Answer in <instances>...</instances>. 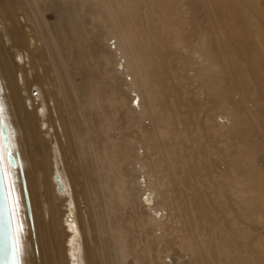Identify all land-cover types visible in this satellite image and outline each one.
Returning <instances> with one entry per match:
<instances>
[{
  "label": "bare ground",
  "instance_id": "obj_1",
  "mask_svg": "<svg viewBox=\"0 0 264 264\" xmlns=\"http://www.w3.org/2000/svg\"><path fill=\"white\" fill-rule=\"evenodd\" d=\"M74 1L0 0V125L3 123L6 127L15 165L9 162L1 130L0 163L19 264H69L64 245L66 235L61 225L66 215L61 208L64 201L68 203L66 220L72 233L71 256L75 258L71 263L83 264L79 250L75 255L72 247L82 239L74 221L72 204V199L81 191L93 210L94 218L92 220L90 216L89 220L98 237L94 240L100 244L97 243L100 247L98 255L89 246L84 247L87 264H113L104 235L102 213L95 198L97 188L107 197L103 177L110 173L115 175L117 184L124 187L128 201L137 206L139 219L148 224L147 235L153 237L151 245L157 249V257L150 259V264H165L166 254L175 245L187 255L182 264H198V259H201L200 264H264V235L260 232L261 236L248 238L251 227H238L235 233L227 232L229 226L226 224L225 234L215 230L214 235L209 236V241L215 245V257L207 261V254L206 258L204 256L207 252L204 250H208L206 245L197 243L189 230L179 226L200 228L202 221L198 220L205 219L206 215L204 191L194 190L196 188L190 184L192 175L184 171L177 173L175 185L170 177L173 166L167 165L169 158H166L167 162L161 159L162 152L168 148L165 145L168 139L162 137L168 128L165 123L170 122L172 113L173 121L178 123L179 118L175 117L180 115L181 98H186L182 93L188 92L180 82L191 80L195 85L194 92L198 93V101L191 103L192 107H203L206 127L210 132L214 131L215 136H225L228 140L224 141L228 152L218 158V163L222 167V176L235 181L228 180L230 189L236 186L233 194L242 210L239 215L246 221H262L264 228V142L260 145L257 136L262 134L264 140V0H105L102 3L109 5L118 21L99 15L106 28L98 34L95 45L84 43L90 30L80 20V4L76 8ZM86 1L89 0L81 2ZM141 4L144 7L160 5V9L156 8L158 11L152 10L153 13L149 9L157 15L168 6L172 9L171 14L181 18V21L170 20L174 23L181 24L184 19L187 24L196 23L197 29L189 35L190 41L181 33L185 29L183 25L177 29L167 22L169 15L163 17L173 30L171 35L164 31L171 38L167 44L161 43L159 37L165 33L161 28L158 30V23L154 27L159 34L152 31L151 24L132 32L127 25L120 29L122 14L135 15ZM50 8L57 14L52 23L45 16ZM169 44L188 47L191 53L182 61L172 58L168 53ZM90 58L94 60L93 71L89 67ZM177 69L180 77L175 80L173 74ZM172 80L174 85L170 86ZM33 86L38 92L32 91ZM104 89L106 94L102 92ZM130 91L133 94H129ZM72 99H76V104ZM135 99L136 104L132 105ZM92 102L101 113H105L102 106L107 102L117 116L128 118V126L137 136L124 151H120L118 141L114 144L101 137L99 126H102L97 125L99 112L95 116L84 113ZM169 102L170 114L166 113ZM163 110L167 115H163ZM220 117L222 120L218 119ZM110 123L113 122L107 124ZM199 123L196 124L200 126ZM199 126L197 130L203 135ZM225 127L227 129H223ZM168 129L171 132L170 126ZM179 131L181 133L175 134L176 140L180 136L185 140L187 129L184 131L181 126ZM61 135L66 138L63 143ZM105 135L109 137V132ZM78 138L85 142V150L94 159L92 165L82 158L77 161L75 143L79 142H76ZM182 151L180 146V153ZM213 171L209 173L214 177ZM209 177L213 179L205 173L196 178L197 181L205 180L207 187H213ZM214 182L213 185L219 186L214 187L221 189V184ZM77 184L81 185L78 191ZM184 196L192 211L202 209V212H180V199ZM159 209L164 213H158ZM105 213L112 240L119 245V224L113 220L112 212ZM237 219L232 221L233 226L240 223ZM203 222V229L205 225L210 227V220ZM175 231L183 232L175 236ZM206 233L209 235L207 230ZM251 243L252 257L250 251L240 249L248 248ZM231 249L236 255H232ZM116 264H123L119 256Z\"/></svg>",
  "mask_w": 264,
  "mask_h": 264
},
{
  "label": "rangeland",
  "instance_id": "obj_2",
  "mask_svg": "<svg viewBox=\"0 0 264 264\" xmlns=\"http://www.w3.org/2000/svg\"><path fill=\"white\" fill-rule=\"evenodd\" d=\"M81 1H84V0H75L74 5H76V8H77V5L80 4L78 7L79 11H80L79 12L80 20L82 21L83 25H86L90 30L86 35L87 38H86L84 43H86V44L87 43L88 44L93 43L95 45L96 40L98 38V34L101 31L105 30V28H106V26L103 23L102 18H100V16L103 14L105 16L104 19H108L110 21L114 20V22H116L118 20H115L116 16L113 17L112 13H114V15H115V12L109 8V5L107 3L105 5H104V3H102L105 0H92V1L89 0L86 2H81ZM107 5H108V7H107ZM149 6H152V7H149ZM158 6H160V5L156 4V7H153V5H148V6L145 5V7H144L143 4H141V7H137V8H139L138 12H136L135 15H132V16H130L127 12H124V14H122L123 16L121 15L122 16V19H121L122 22L120 23V29H122V30L125 29V26L127 25L128 30L130 32H132L136 29L141 30L146 25L149 26L151 24L152 31L157 33L154 25H156V23H158V25H159V26H157V28L159 27L158 30H160V28H161L163 32L167 31L168 32L167 34L171 35L173 33V30L170 29L171 27L163 21V19H164L163 17L167 16V15H169V16H167L168 17L167 22L169 24L171 23L170 25H172V28H177V27L180 28L181 27L180 25L184 26L183 28H185V29H182L183 31H181V33L183 34V37H185V38H186V36H188V38H189V35L192 32L194 33V31L197 29L195 27L196 23H192V21H191L187 24L188 21H186L185 19H184V21L181 22V24L172 22L173 20L174 21L175 20L181 21V18L177 17V15H175L173 13L171 14L172 9H169L168 6H164L163 10L161 11V13L159 15L152 14L153 13L152 10L158 11V9H156V8L160 9V7H158ZM144 8H146V9H144ZM149 9L151 10L152 13L150 12ZM87 11H89L90 13ZM56 15L57 14H56V11L54 8H50L45 14L46 19L50 23H52L56 20ZM127 16H130V17H127ZM123 17H124V19H123ZM131 17H135V18L132 21H129L131 19ZM136 17L139 20H137ZM135 19H136V21H135ZM170 20H172V21H170ZM163 25H165V27H164L165 29L166 28H168V29L165 30L163 28ZM170 31H172V32L170 33ZM164 33H165V36L163 35V36L159 37L162 41V42L161 41L160 42L167 44L171 41L170 40L171 38L166 34V32H164ZM145 34L146 33H144V35ZM157 34H159V33H157ZM112 40L109 41V43H111ZM94 41H95V43H94ZM187 41L189 42L190 38L187 39ZM171 45L172 44H169L167 47H169V50H168L169 56L171 55L172 58L174 57L175 59H177V60L179 59L182 61L183 58L184 59L186 58V55H190V53H191V50L188 47L185 48L184 46H181L180 44L178 46H176L174 44L172 46ZM90 60H91V62H90L89 67H90V70H92L95 67L94 62H93L94 60H93V58H90L89 61ZM172 61H173V59H172ZM173 77L175 80L180 77V70L179 69H177V71L173 74ZM128 79H129V77H127V80ZM77 80H79V78H77ZM191 82H192L191 80H189L188 83H185L184 80H182V82H180L182 85L184 84L183 87H185V90H187L188 92L184 93L181 90V92H183L182 93L184 96L183 98L186 97L187 99L185 98L184 100H182V98H181L182 106L179 107L180 115L178 117H175V118H179L178 123L176 124V122H177L176 120L173 121L174 113L171 112L172 109H171L170 102L168 103V106L166 107L167 111L166 110L162 111L164 116L167 115V114H165V111H166V113L171 112L172 114H171V118L169 120L170 122L165 123V126L168 124V126H167L168 128L170 126L171 132H168L169 129L167 128V129H165L166 132H164L162 134V137H165L168 139L165 142V145H167L168 148L162 152L161 159L164 162H167L166 158L167 157L169 158L167 165H168V167H170L169 165L173 166V169L170 172V177L175 182V185L178 183V176L179 175H177V173L180 174L181 172L184 171V172L192 175L193 179H190V184H191V186L193 185L196 188L194 190L199 191V192L201 190L204 191V193H202V194H205L203 201H205L204 204H206V206L203 204L204 205L203 207H205L206 215H205V219L199 218V220H198L199 222L202 221V222H200V228L197 230L196 228L192 227L191 225H188L185 228V227H183L184 226L183 224H180L179 226L183 230H189L194 235L197 243L200 242L199 244L202 246L206 245L208 250L207 249L204 250V251H207V252H205L204 256L206 258V254H207V261L208 260L212 261V260H214V257H215V256H213V254H215V250L213 249L215 245L212 244L208 238L210 235H214L215 230H217V231L222 230V232L225 234L226 231L231 232V233H235L236 228H238V227L242 228V229H246L248 227H251L252 231L250 230L248 232L247 236H248V238L249 237L254 238L256 236L258 237L260 235V232H261V235H264V233H263L264 228L261 225V224H263V223H261L262 221L261 222L258 220H252V221L247 220L246 221V219L242 218L239 215V213L242 212V210H241V207L238 203V199H237L236 195L233 194V190L235 189L236 186L232 187L230 189L228 180L233 181V182H235V181L232 180L230 177L226 178V177L222 176V173H221L222 167L218 163V158L221 155H223V153L227 154V152H228V150H225V147H224V145H225L224 141L226 142L228 140L225 139V136H223L222 138L215 136L214 131H211V132H213V133H211L210 129L208 127H206V123L204 124V122H203L204 121L203 116H204V111H205L203 107H197L196 105L194 107H192V104H194L195 102L198 101V99H197L198 93L194 92L195 85H193L194 82L193 83H191ZM169 85L170 86L174 85V81L173 80L170 81ZM31 89H33L32 91L38 92V90L35 86H33ZM102 92L105 93L107 91H106V89H104V90H102ZM129 94H133V91H130ZM186 95H188V96H186ZM169 96H170V93H169ZM75 100L72 99L71 101H73V103L76 104ZM195 100H197V101H195ZM103 104L106 107H104V105L103 106L101 105L103 107V108L102 107L101 108L103 109L102 112L104 110H106L105 113H101V110L100 109L98 110V108H97V106H95L94 102L89 104V108H86L84 110L85 111L84 113L87 116H90V115L95 116L97 114V112H99L97 115L100 116V117H98L100 119L98 121L99 123L97 122V125L100 124L102 126V128L99 126V128L102 129L101 137L105 138L106 141L107 140H109V142L111 141V143H114V144H115V141H118V142H116V144L118 143V145L124 146V147L118 146L120 151L121 150L124 151L125 148L127 147V145L129 146L136 139L137 133L135 132V130H133V128L128 126L129 121H128L127 117H125L124 115H119V114L117 116V113L114 112L113 107H111V105L109 103L103 102ZM111 104L113 106V103H111ZM131 104L135 105L136 99L133 100V102ZM60 109H61L62 115H64L65 109H64L63 104L60 105ZM75 110H77V108ZM137 110H138V108H137ZM188 110H190V111H188ZM158 111H161V110L159 109ZM66 113H67V111H66ZM182 113H183V115H182ZM192 113H194V114H192ZM223 115H224V113L222 114V116ZM77 116H78V113L76 115H74V118L77 119ZM106 116H108V118L110 116L111 118L108 119ZM183 116H185L186 119ZM186 116L188 117V119ZM104 117L106 119H104ZM101 119H102V121H101ZM182 119L183 120L185 119L184 120L185 122ZM218 119L222 120V117H220ZM106 120H107V122H106ZM147 121H145V123H147ZM108 122H113V123L107 124ZM171 122L175 123L176 125L171 123ZM199 122L200 123L203 122V123L200 124ZM170 123H171V125H170ZM196 123H199L200 126L197 125ZM103 126H104V129H103ZM163 126H164V123H163ZM171 126H173V127H171ZM181 126H182V128L184 127V131H186V129H187L188 134H187L185 140H183L182 138H184V137L181 138V136H180V139L176 140V138L178 137L177 135L180 132L179 129L181 128ZM197 126H199V130L204 131L203 135H201L200 132L197 130ZM95 127L97 128V126H95ZM262 128H264V127H262ZM223 129H227V127L223 128ZM107 131L109 132V137H107L108 134L105 135L107 133ZM175 134H177V135H175ZM173 136H174V138H173ZM257 136L259 137L260 145H262L263 144L262 142H264L262 134H260V135L257 134ZM60 137H61L60 138L61 142L63 143L66 138H64V135H61ZM112 137H113V139H112ZM199 137H200V139H199ZM76 142H78V143H75L76 151L78 153V154H76L77 161L79 162V160L82 158L83 161L85 160V161H87V163L92 165V160H94V159H91V155L88 154V152L85 150V142H82L81 138H78V140L76 139ZM81 142L84 145H82ZM121 142H123V143H121ZM180 146L182 147V150H183L181 153H180ZM116 147H117V145H116ZM206 149H207V151H206ZM139 151L141 152L142 149L141 150L139 149ZM204 152H205V155L203 156ZM201 153H203V154H201ZM190 154L191 155L193 154L192 155L193 159L190 158L191 157ZM92 158H93V156H92ZM189 159H190V161H188ZM195 159H199V161H197ZM192 160H194L193 162H195V163H193ZM171 161H173L175 163L173 164V163H171ZM190 162H192V163L190 164ZM63 163H64V161L61 162V166L62 165L64 166ZM210 166H211V168H209ZM212 169H214V171ZM205 170L207 173L205 172ZM211 171H213V173L215 174L214 177L212 176V174H210ZM203 172L206 175L207 174L211 175V177L213 179L210 180V177H209V180L211 181V184L213 187H211V186L207 187V185H206L207 182H205V180H203V179H200L197 181L196 177H200V175L204 174ZM103 178H104L105 184L107 186V191H106L107 197H104L101 194L99 188H97L95 198L97 201L96 203H98V205L100 207L99 210H101L100 212L102 213L101 219L103 218L104 235L108 239V243H109L110 250H111L112 263L116 264V258L119 256L121 261L123 262V264H150V262H149L150 259L157 257L156 256L157 255V249H156L155 245H151V241L154 240L153 237L151 235H147V227H148L147 222L143 221V223H142V221L139 219L137 206L136 207L133 206V204L128 201V198L124 192V187H122L120 184H117V181L115 179V175L110 173L108 175H105ZM214 181L221 184V189L217 188L219 186H217L218 184H216ZM212 182L215 183L214 185L217 186L216 188L214 187ZM80 184L79 185L77 184V191L80 189V187H79V186H81ZM205 185H206V187H205ZM179 187L180 186L178 185L177 188H179ZM217 189H219L218 193H217ZM177 191H179V189ZM139 193L141 194L142 192L140 191ZM217 194H219V195H217ZM108 195H111V196L108 197ZM86 201L87 200L84 198L82 191L79 192L78 194H76V196L72 199V204H73L74 213H75L74 214V221H75V224L78 228V231H80V233H79L80 238H82L81 243L76 242L75 245L72 247L74 249L75 255L77 254V250H79L78 251V253L80 252L79 258H81V261L83 264H87L86 257H84V255H85L84 254V247L86 245L89 246L91 251L93 250V252L96 255L99 254L98 251L100 250V247H98L100 244L98 243V241H95L98 239V237L94 233V230L92 228V223H91V219L93 220V218H94L93 213H92L93 210L86 203ZM180 202H182V204H181L182 209L180 212H183L184 214H186L187 212H195V213L196 212H202V211H200L202 209H194L192 211L191 207L189 206V200L186 196L181 198ZM61 208H62V211L66 214V215H64V218L62 219V223H61L62 228L64 230L63 234L66 235L65 242H64V245L66 247V257H67V262H69V264H72L71 262L73 261V259L75 260V258H72L71 250H70V247H71L70 246V240L72 238V233H71V229L67 226L68 221L66 220L67 214H68V212H65V211H68L67 201L62 202ZM88 209H90V210L88 211ZM163 211L164 210L161 211L159 209L158 213H160V212L164 213ZM105 212H112L113 220L116 221L117 224H119V229H120V230L118 229L119 230L118 236L120 238V244L119 245L115 244L112 240L110 230H109V219H108ZM150 214H152V213H150ZM102 215H103V217H102ZM90 216H91V219L89 220ZM236 217H238L239 219H237ZM183 218L186 219L185 216ZM235 218L237 220H239L240 223L233 226L231 223H232V221L234 222L236 220ZM209 220H210V224H211L210 227L212 230H210V227H208L206 225H205V229H203L204 228V226H202V223H204L203 221L206 222ZM225 224H226V226H229V228H227L226 231L224 228ZM206 230H207V232H209V235H208V233H206ZM211 231H212V234H211ZM182 232L183 231H180V232L175 231L173 233V235L180 236L182 234ZM224 234L222 236H224ZM95 238H97V239H95ZM199 238H200V240L198 241ZM238 239H240V238H238ZM243 242H244V240H243ZM238 243L239 242H237V244ZM251 244L249 245L248 248L247 247H240V249L241 250H247V252L250 251L249 254H251L250 256L252 257L253 254L251 253V250H252L253 244L252 245ZM239 245H240V243H239ZM176 246L177 245L173 246L171 248V250L168 251V253L166 254L167 256L165 258V262H164L165 264H182L187 259V255H183L179 251V248H177L178 246L177 247ZM234 251L235 250L231 249V253L233 256L236 255V251L235 252ZM181 256H182V259H181ZM245 256L250 257L247 254ZM203 260L206 261V259H204V258H203ZM200 262H201V259H198V264H200ZM187 264H191V263L188 262Z\"/></svg>",
  "mask_w": 264,
  "mask_h": 264
},
{
  "label": "water",
  "instance_id": "obj_3",
  "mask_svg": "<svg viewBox=\"0 0 264 264\" xmlns=\"http://www.w3.org/2000/svg\"><path fill=\"white\" fill-rule=\"evenodd\" d=\"M1 133L3 134L5 145L8 149L7 156L12 166L15 165V160L9 151V141L7 130L3 123L0 125ZM0 264H19L17 244L13 228V221L7 190L5 187L3 172L0 163Z\"/></svg>",
  "mask_w": 264,
  "mask_h": 264
}]
</instances>
